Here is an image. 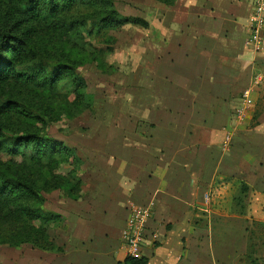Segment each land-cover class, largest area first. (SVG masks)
Returning <instances> with one entry per match:
<instances>
[{
  "label": "crops",
  "instance_id": "1",
  "mask_svg": "<svg viewBox=\"0 0 264 264\" xmlns=\"http://www.w3.org/2000/svg\"><path fill=\"white\" fill-rule=\"evenodd\" d=\"M162 11L160 28L146 20L145 80L80 196L53 210L62 222L39 264H125L131 205L151 210L148 264H238L249 224L264 221V80L253 83L264 51L246 44L251 2L176 0Z\"/></svg>",
  "mask_w": 264,
  "mask_h": 264
},
{
  "label": "trees",
  "instance_id": "2",
  "mask_svg": "<svg viewBox=\"0 0 264 264\" xmlns=\"http://www.w3.org/2000/svg\"><path fill=\"white\" fill-rule=\"evenodd\" d=\"M159 1L173 5L176 0ZM78 10L84 13L76 15ZM127 24L148 25L144 19L122 16L112 0H0V220L16 223L18 229L11 238H4L12 245L32 243L55 249L49 229L60 225L62 217L43 209V194L59 189L68 198H78L81 186L76 176L82 160L74 148L45 135L41 122L53 121L49 112L62 114L55 111L53 99L64 79L71 82L68 91L78 98L80 108L92 104L84 80L68 66L50 69L33 62L39 53L34 38L45 26L83 39V33L116 30ZM26 90L46 98L48 104L42 107L35 102L36 106L22 98ZM62 108L71 113L69 106ZM240 191L244 193L246 186ZM235 202L242 198L238 196ZM248 259L261 264L252 254ZM148 262L147 257L124 259L125 264Z\"/></svg>",
  "mask_w": 264,
  "mask_h": 264
},
{
  "label": "rangeland",
  "instance_id": "3",
  "mask_svg": "<svg viewBox=\"0 0 264 264\" xmlns=\"http://www.w3.org/2000/svg\"><path fill=\"white\" fill-rule=\"evenodd\" d=\"M112 1L122 16L138 17L152 23L158 20L159 22L156 21L157 24L153 25L161 27L158 17L167 6L163 2ZM83 13V10H78L76 15ZM148 33H151L150 28L127 24L116 30L87 35L83 33L84 38L80 39L70 34L62 35L45 26L39 29L33 40L36 52H39L33 61L35 64L50 69L54 66H68L72 69L71 72L84 80L86 91L92 96L91 106L80 108L77 103L78 98L68 91L69 87H72L71 82L64 79L59 84L60 88L56 90L53 99L56 104L55 111L60 110L62 114L53 115L49 112V118L53 121L41 122L45 135L74 148L81 160L86 158L88 166L86 173L82 167L76 176L80 178V186L84 181L88 183L92 172L89 167L92 158H98L99 149L113 142L112 134L105 133H113V128L119 125V111L128 112L131 90L136 84L139 86L141 81L143 83L145 80L144 64L147 38L150 35ZM142 65L144 68L141 67ZM22 98H28L32 103H38L42 107L48 104L46 98L27 90ZM63 106H69L71 113L62 111ZM14 118H16L15 114ZM35 125L41 127L37 122ZM28 126L32 127L31 123ZM43 198V209L47 212L52 213L53 210L67 208L65 202L68 197L59 189L44 193ZM15 224L11 220H0V264H39L41 256H48L46 254H50L52 250L32 243L14 246L5 241L4 238H11L13 232L18 229ZM247 230L246 238L243 234L240 253L238 251L235 258H239L238 264H251L248 255L252 254L264 264V221L250 223ZM50 234L52 237L55 235L52 228L49 229ZM41 244L44 242L41 241Z\"/></svg>",
  "mask_w": 264,
  "mask_h": 264
},
{
  "label": "built area",
  "instance_id": "4",
  "mask_svg": "<svg viewBox=\"0 0 264 264\" xmlns=\"http://www.w3.org/2000/svg\"><path fill=\"white\" fill-rule=\"evenodd\" d=\"M250 2L249 36L246 44L251 46L256 53H261L264 51V0H250ZM263 80L264 75L259 72L255 74L253 83L258 85ZM247 95L248 93L245 91L244 97ZM239 113L241 114V111ZM228 142L229 137L225 138L224 146ZM207 199L208 196L205 195V200ZM150 217L151 210L145 206L131 205L129 207L125 225L121 230V246L126 256L140 258Z\"/></svg>",
  "mask_w": 264,
  "mask_h": 264
}]
</instances>
